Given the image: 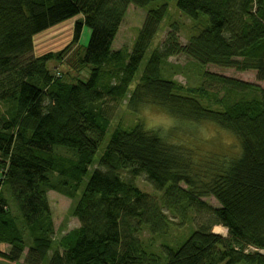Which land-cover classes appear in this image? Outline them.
<instances>
[{"label":"trees","instance_id":"1","mask_svg":"<svg viewBox=\"0 0 264 264\" xmlns=\"http://www.w3.org/2000/svg\"><path fill=\"white\" fill-rule=\"evenodd\" d=\"M158 1L0 0V171L7 170L0 243L11 246L0 256L7 262H19L28 248L26 264H264V88L205 72L214 91L186 90L163 74L171 57L184 55L201 68L254 71L264 82V0H177L182 14L193 21L204 15L208 26L186 45L173 26L137 80L167 6L148 11L131 53L113 44L131 5L145 10ZM80 16L66 49L37 53L39 35ZM84 29L90 37L81 47ZM73 48L67 65L76 76L69 83L47 64H65ZM86 69L89 78L76 81ZM127 99L135 115L154 106L183 122L214 124L235 138L237 149L229 157L205 154L173 141V130L164 136L142 124L119 126L107 141L112 105ZM141 177L163 194L160 201L136 186ZM81 187L72 211L80 225L57 241L48 194L74 199ZM166 211L182 225L193 213L196 231L155 254L142 236L169 233ZM217 226L227 238L213 232Z\"/></svg>","mask_w":264,"mask_h":264},{"label":"rangeland","instance_id":"2","mask_svg":"<svg viewBox=\"0 0 264 264\" xmlns=\"http://www.w3.org/2000/svg\"><path fill=\"white\" fill-rule=\"evenodd\" d=\"M161 5L167 6L168 13L159 25L158 32L153 39L151 48L143 60V63L137 74V80L141 77L152 51L154 49L162 48L169 33L173 31V26H177L179 42L181 45H186L192 36L198 34L203 29H205L206 26H208V18L204 15L200 16L199 21H193L182 14L177 8V0H161L154 2L145 10L131 5L114 41L113 50H123L131 53L140 31L144 27L148 11L151 9H156ZM81 18L82 17L80 16L76 19L67 21L49 30L48 32L39 35V38L36 41L37 53H60L66 49L72 40L74 23ZM89 37L90 31L88 29H84L81 41L78 45H81V47H86ZM75 48H73V53H71L66 58L65 64H61V62H59L57 59H53L47 64V67L50 71H58L59 74L64 77V80L68 81L69 83L72 82L69 79L70 76H76V73L73 72V70H71L67 65V62L75 55ZM205 72L231 77L248 83L259 84L264 88V82H259L257 80V74L254 71L238 72L234 69H225L212 65L201 68L184 55H176L171 57L164 66L163 74L166 78L172 79L186 90L190 88L203 87L208 91H214L215 87H209L208 84L203 80V74ZM59 74H57V76H60ZM89 76L90 71L89 69H86L81 73L80 76L76 77V81H86ZM135 85L136 83L133 85V88H131V92L133 91ZM184 94L186 95L187 92H184ZM127 104L128 99L125 100L121 105H112L113 108L111 109L110 113L111 127L108 132L107 141L110 138L111 133L119 126L133 127L136 124H142L145 129L152 132H160L164 136H167L173 130L171 134L173 141L183 143L186 146L194 147L198 152L205 154H222L229 157L231 154L235 153L233 149H237L236 147L238 146V143L235 138L229 133L220 130L214 124H194L183 122L171 117L164 111L154 106L142 107L138 115H135L128 110ZM203 105L206 107H212L213 109H218V106L216 105H207L206 101H203ZM104 141L102 140L103 147L106 145V142ZM59 152V154H62L63 156H70V154L66 151ZM101 156L102 151L97 154L95 162L92 166H90L85 183L88 181L91 174L97 169ZM121 176L124 180L130 179V176L127 172H122ZM51 177L55 182L60 180V178L56 175L52 174ZM135 184L144 192L156 197L159 201L161 200L163 194L156 192L153 187L147 183L145 177L137 179ZM183 187L185 186L183 185ZM81 194L82 187L78 190V193L74 199L66 197L56 191H51L49 194V202L56 231L55 239L57 241L63 235L79 227L80 223L75 217H73L72 211L74 205L79 201ZM202 200L214 208L220 207L219 203L213 197L203 198ZM166 214L173 224L170 227L168 234L152 236L150 233L145 232L142 236V239L146 243L151 244V251H153L155 254H161V247L163 244L179 247L190 237L194 231H196L197 222L195 218L196 216L193 213H190L189 220L185 225H182L181 219L171 212L166 211ZM217 227L221 228V231L218 233L216 232ZM217 227L213 229V232L215 234L221 235L224 238H227V229L221 226ZM26 238L27 246H30L31 241L28 240V235ZM51 255L52 252L50 251L48 257L50 258ZM16 264L25 263L17 262Z\"/></svg>","mask_w":264,"mask_h":264},{"label":"crops","instance_id":"3","mask_svg":"<svg viewBox=\"0 0 264 264\" xmlns=\"http://www.w3.org/2000/svg\"><path fill=\"white\" fill-rule=\"evenodd\" d=\"M51 192H49L50 194ZM49 194H48V198H49ZM11 251V246L9 244H5V243H0V254H9ZM27 254H28V248L24 251L23 253V256L21 258V260L19 262H23L25 263L26 261V257H27ZM2 263H6V264H9V262H7L6 260H4L3 258H1L0 256V264ZM13 264V263H12ZM16 264V263H14ZM26 264V263H25Z\"/></svg>","mask_w":264,"mask_h":264},{"label":"built area","instance_id":"4","mask_svg":"<svg viewBox=\"0 0 264 264\" xmlns=\"http://www.w3.org/2000/svg\"><path fill=\"white\" fill-rule=\"evenodd\" d=\"M7 173V170H1L0 171V181H3L4 178H3V175Z\"/></svg>","mask_w":264,"mask_h":264},{"label":"bare ground","instance_id":"5","mask_svg":"<svg viewBox=\"0 0 264 264\" xmlns=\"http://www.w3.org/2000/svg\"><path fill=\"white\" fill-rule=\"evenodd\" d=\"M220 231H221V228L217 227V228H216V232L218 233V232H220Z\"/></svg>","mask_w":264,"mask_h":264}]
</instances>
